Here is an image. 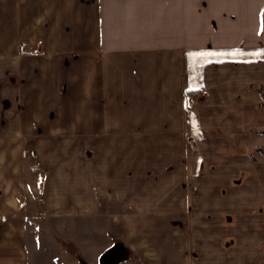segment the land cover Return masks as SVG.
<instances>
[{"label": "crops", "instance_id": "1", "mask_svg": "<svg viewBox=\"0 0 264 264\" xmlns=\"http://www.w3.org/2000/svg\"><path fill=\"white\" fill-rule=\"evenodd\" d=\"M262 24L264 0H0V264H264Z\"/></svg>", "mask_w": 264, "mask_h": 264}, {"label": "rangeland", "instance_id": "2", "mask_svg": "<svg viewBox=\"0 0 264 264\" xmlns=\"http://www.w3.org/2000/svg\"><path fill=\"white\" fill-rule=\"evenodd\" d=\"M263 106H264V101H263ZM263 138H264V134H263ZM260 151H264V145H263V148H262V150L260 149ZM255 154V153H254ZM250 158H253V153L251 154V157ZM236 179H238V177L236 178ZM231 189L232 190H236L237 189V187L235 186V185H231ZM222 189L220 188V191H221ZM214 191L216 192L217 191V189L215 188L214 189ZM218 192V191H217ZM216 192V193H217ZM212 203V200H210V203H209V206H210V204ZM214 206H222V198H218V199H215L214 200ZM217 217V216H216ZM220 219H221V215H219L218 216ZM199 219H200V221H199V226H201V227H199V229H198V232H197V236H198V238H200L199 240H201V239H205V238H207L206 237V234H207V231H206V229H205V224H206V219H207V215L206 214H203V215H199ZM221 222V221H220ZM203 228V229H202ZM205 229V230H204ZM215 235H216V237L217 238H222V231L221 230H215ZM204 243V242H203ZM200 245H199V247H198V251H199V253L200 254H205L206 253V250H207V246H206V243L205 244H202V242L200 241V243H199ZM230 247V246H229ZM229 247H227V249H232L231 247L229 248ZM217 249H219V251L220 250H223V248L222 247H219V246H217V248H215V250H217ZM236 249V248H235Z\"/></svg>", "mask_w": 264, "mask_h": 264}, {"label": "built area", "instance_id": "3", "mask_svg": "<svg viewBox=\"0 0 264 264\" xmlns=\"http://www.w3.org/2000/svg\"><path fill=\"white\" fill-rule=\"evenodd\" d=\"M195 93H187L186 94V101L188 105H194L197 101V98L195 97Z\"/></svg>", "mask_w": 264, "mask_h": 264}, {"label": "snow or ice", "instance_id": "4", "mask_svg": "<svg viewBox=\"0 0 264 264\" xmlns=\"http://www.w3.org/2000/svg\"><path fill=\"white\" fill-rule=\"evenodd\" d=\"M261 32H264V24H262ZM201 55H203V54H201Z\"/></svg>", "mask_w": 264, "mask_h": 264}, {"label": "trees", "instance_id": "5", "mask_svg": "<svg viewBox=\"0 0 264 264\" xmlns=\"http://www.w3.org/2000/svg\"><path fill=\"white\" fill-rule=\"evenodd\" d=\"M263 105V104H262Z\"/></svg>", "mask_w": 264, "mask_h": 264}]
</instances>
